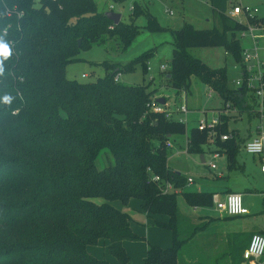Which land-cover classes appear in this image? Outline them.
<instances>
[{
	"label": "trees",
	"instance_id": "trees-1",
	"mask_svg": "<svg viewBox=\"0 0 264 264\" xmlns=\"http://www.w3.org/2000/svg\"><path fill=\"white\" fill-rule=\"evenodd\" d=\"M35 1L0 0V40L9 49L0 54V264H110L87 249L101 238L108 241L109 253L127 264L124 241L138 236L130 215L112 203L127 205L133 198L149 216H168L167 222L156 223L172 233L170 247L149 245L144 263L183 264L185 245L196 244L202 228L186 223L178 212V192L195 207L213 206L216 194L184 191L188 179L167 163L168 142L186 134L185 122L150 108L157 88L119 82L117 76L133 64L105 61L99 65L111 72L90 83L66 76L67 65L79 60L83 48L109 40L127 48L139 31L135 20L142 13L150 31L163 28L148 7L136 2L129 22L114 24L95 0H40L38 6ZM218 16L220 28L186 25L173 30L167 83L189 90L191 77L198 76L223 96L224 104L231 101L237 107L248 101L250 117H264V108L262 113L254 108L259 100L246 83L230 87L226 67H210L190 51L223 47L242 60L236 32L247 30V24L221 12ZM146 58L141 55L135 62L148 69ZM219 119L212 143L226 153L232 170L238 166L241 134L229 132V120ZM210 132L209 127L192 128L188 151L201 153V145L211 144ZM225 133L231 138L222 140ZM251 136L250 130L244 142ZM101 158L108 162L104 167L98 165ZM99 197L104 201L97 202ZM252 235L232 233L228 250L206 264H243ZM191 256L187 258L193 261ZM191 263L202 264L198 258Z\"/></svg>",
	"mask_w": 264,
	"mask_h": 264
},
{
	"label": "rangeland",
	"instance_id": "rangeland-1",
	"mask_svg": "<svg viewBox=\"0 0 264 264\" xmlns=\"http://www.w3.org/2000/svg\"><path fill=\"white\" fill-rule=\"evenodd\" d=\"M39 1H35L36 6L39 5ZM95 2L99 11L105 13L111 11V5H113V11L120 12L121 19L125 22L130 21L131 7L136 2L142 7H148L163 29L150 31L147 28V16L142 13L135 20L139 31L127 48H119L114 40H109L104 45H91L83 48L78 55L79 60L67 65L66 76L68 79L90 83L111 72L104 65H99L105 61L112 66L119 64L118 66L121 67L133 64L131 70L118 75L119 82L125 85H147L149 90L157 88V96L167 99L165 107H169L173 116L182 119L186 124V134L173 136L170 143L168 142L167 159L170 168L181 173L186 180L194 181L187 182L184 191H213L220 201L224 199L225 190L228 187L233 190H226V193L236 190L243 191V207L248 208V215L230 218L218 211L215 204L210 207H201L206 215L222 216L210 217L207 221H196L194 224L201 226L202 232L198 234L196 244L185 245L183 249L181 258L183 264H192L191 262H195L197 258L202 264L214 262L223 252L227 251L224 235L229 232V229H239L251 235L260 232L258 229H264V173L261 171L264 154H248L242 144L250 130L253 132L256 125L261 123L264 126V117H250L248 109L252 108H249L248 101L242 105L236 96L235 101L240 102L237 107L231 101L224 104L223 96L195 75L191 77L189 90L179 91L171 88L167 83L166 72L172 68L173 30L184 28L186 25L193 29L220 28L219 12L228 14L234 6H240L242 14L238 20L248 26L247 30L236 32L240 53L243 52L241 61L223 47H198L190 51L210 67H226L230 87L241 88L243 83H248L246 87L249 89L247 90L253 93L251 87L259 85L258 77L264 69V31L257 29L255 25L264 18V0H122L121 3H116L114 0H95ZM249 14H256V19H249ZM249 28L254 29L253 33L257 40L253 38ZM245 51L257 55L258 58L245 60ZM144 54L147 55L145 64L148 69L144 64L135 62L139 56ZM162 64L167 66L165 72L161 71ZM255 68L256 70L251 72V69ZM236 81H239V84L236 85ZM248 100L250 101L249 96ZM182 104L187 106V113L179 110ZM254 108L259 109L258 106ZM242 109L244 112L241 111ZM218 116L229 120L227 126L229 132L236 130L241 134V143L236 156L238 166L232 170L228 168V156L225 152L219 151L217 144L212 143L214 137L211 135H209L211 144L201 145L200 150H203L201 153L188 151V136L191 129L200 127L203 120L211 121L212 118ZM215 152L219 153L216 158H214ZM202 155L204 162L201 159ZM211 163L216 164L215 169L210 167ZM100 164L104 167L108 162L101 158L98 160L99 167ZM182 193L179 191L177 195L178 212L190 219L193 210L186 203ZM96 201L102 202L104 199L99 197ZM114 202L118 206L116 208L130 215L131 228L138 236L136 239L129 238L124 242L129 256L127 264H145L144 257L148 243L162 248L172 245L171 231L156 223L168 221V216L158 215L156 221L149 218L142 210L140 201L135 198L131 199L127 205H123L118 200ZM200 211L202 210L198 209V212ZM88 248L93 252L89 253L97 259L106 260L110 264H120L119 260L109 253L106 239L101 238L97 244L90 245ZM187 256L195 259L191 261Z\"/></svg>",
	"mask_w": 264,
	"mask_h": 264
},
{
	"label": "built area",
	"instance_id": "built-area-1",
	"mask_svg": "<svg viewBox=\"0 0 264 264\" xmlns=\"http://www.w3.org/2000/svg\"><path fill=\"white\" fill-rule=\"evenodd\" d=\"M114 6L111 5V9L113 10ZM133 7H131L132 9ZM249 11V10H248ZM242 14V8L240 6H234L228 13L229 16H231L232 18L238 20L239 16ZM256 14H249V19H255ZM241 21V20H238ZM242 22V21H241ZM256 28L264 31V22L259 21L258 24L256 23ZM249 30L252 32L253 38L255 40H257L256 35L253 33L254 29L253 28H249ZM258 56L254 55L252 53H249L247 51H245L244 53V59L245 60H253V59H257ZM167 70V66L166 64H162L161 65V71L165 72ZM255 69H251V72L255 71ZM264 70V69H263ZM263 70L262 72H260L259 77H258V82L259 85L255 86V87H251L253 88L252 91L255 95L256 93V97L259 100V105H257L260 109V112H263V103H264V82L262 79L263 76ZM249 72V70H248ZM118 79V76H117ZM248 79V78H247ZM239 84V81H236V85ZM248 86V83H247ZM150 108L152 110H154L155 112H159V113H164L165 116L167 118H175L173 116V112L171 111V109L166 106L165 104H159L156 101L153 102L152 105H149ZM179 110L181 112H188V108L185 104H182L179 108ZM177 119V118H175ZM182 122H184L182 119H178ZM219 116L216 118H212L211 121H207V120H203L200 124V128L203 127H209L211 128V132L210 135L211 136H215V131H214V126H216L219 123ZM220 138L222 140H227L229 138H231V134L229 133H225V134H221ZM243 147L244 150L251 155H261L264 154V126L260 123L258 125H256L255 129L252 132V136L247 139L244 143H243ZM219 153L215 152L214 154V158H216L218 156ZM210 167L212 169L216 168V164L215 163H211ZM261 171L264 173V160L262 159V165H261ZM159 176H155L154 180H158ZM188 181L191 183L193 180L192 179H188ZM168 188H171V184L167 185ZM214 204L216 205V208L218 209V211H220L221 213L225 214L226 216H240L244 214L245 208L243 207V198H242V194L239 192H228L225 194V197L222 201H220L218 199L217 194L214 195ZM243 258H244V262L243 264H264V232H256L252 235L249 245L247 246V248L244 250L243 252Z\"/></svg>",
	"mask_w": 264,
	"mask_h": 264
},
{
	"label": "crops",
	"instance_id": "crops-1",
	"mask_svg": "<svg viewBox=\"0 0 264 264\" xmlns=\"http://www.w3.org/2000/svg\"><path fill=\"white\" fill-rule=\"evenodd\" d=\"M170 143V142H169ZM203 162V161H202ZM177 172V171H176ZM179 173V172H178ZM219 177V176H218ZM192 182H194V181H192ZM191 182V183H192ZM229 189H231V190H233L231 187H228L226 190H229ZM245 189H248L249 190V188H245ZM225 190V194H226V191ZM234 190H236V189H234ZM198 191H200V190H198ZM236 192H239V193H241L242 194V192L243 191H240V190H236ZM113 205L115 206V207H118L117 205H116V203L115 202H113ZM140 206H141V202H140ZM190 208L193 210V213H192V217L190 218V219H188L187 217V222L186 223H195L196 221H198V220H208V218H210V217H216V218H219V216H222V215H219V216H209V215H206V212L201 208V207H195V206H190ZM198 209H200V210H202V211H200V212H198ZM143 210V209H142ZM144 211V210H143ZM197 211V212H196ZM144 213L149 217V218H151V219H153V220H155L156 221V218L158 217V215H156V216H149L145 211H144ZM249 214V210H248V208L247 207H245V211H244V214L243 215H240V216H227V217H230V218H235V217H242V216H246V215H248ZM223 215H225V214H223ZM226 216V215H225ZM167 222V221H166ZM264 229H258V231H263ZM234 232H243V231H241V230H239V229H232V230H230L229 229V234L228 233H226L224 236H225V242H226V250H228V248L231 246V243H232V237H231V234L232 233H234ZM247 232H249V231H247ZM246 233V232H245ZM125 242V241H124ZM218 243V242H217ZM151 243H148V247H149V245H150ZM148 247H147V249H148ZM88 249V251L89 252H91V253H93L91 250H89V248H87ZM147 249H146V252H147ZM145 256H146V253H145Z\"/></svg>",
	"mask_w": 264,
	"mask_h": 264
},
{
	"label": "water",
	"instance_id": "water-1",
	"mask_svg": "<svg viewBox=\"0 0 264 264\" xmlns=\"http://www.w3.org/2000/svg\"><path fill=\"white\" fill-rule=\"evenodd\" d=\"M105 15L114 23V24H119L122 18V15L120 12H114L113 10L108 11L105 13ZM80 42V40H79ZM156 102L159 104H165V99L164 97H157ZM202 161L204 162V157L203 155L201 156Z\"/></svg>",
	"mask_w": 264,
	"mask_h": 264
},
{
	"label": "clouds",
	"instance_id": "clouds-1",
	"mask_svg": "<svg viewBox=\"0 0 264 264\" xmlns=\"http://www.w3.org/2000/svg\"><path fill=\"white\" fill-rule=\"evenodd\" d=\"M0 48H6L8 51H9V49H8V46H7V44H5L2 40H0ZM3 72V68L2 67H0V73H2ZM9 97H4V101L5 102H8L9 101Z\"/></svg>",
	"mask_w": 264,
	"mask_h": 264
},
{
	"label": "snow or ice",
	"instance_id": "snow-or-ice-1",
	"mask_svg": "<svg viewBox=\"0 0 264 264\" xmlns=\"http://www.w3.org/2000/svg\"><path fill=\"white\" fill-rule=\"evenodd\" d=\"M8 50L6 48H0V54L6 55Z\"/></svg>",
	"mask_w": 264,
	"mask_h": 264
}]
</instances>
